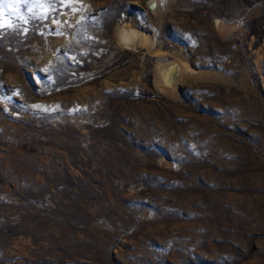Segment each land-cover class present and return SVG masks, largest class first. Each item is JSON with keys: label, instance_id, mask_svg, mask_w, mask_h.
Segmentation results:
<instances>
[{"label": "rangeland", "instance_id": "374dc122", "mask_svg": "<svg viewBox=\"0 0 264 264\" xmlns=\"http://www.w3.org/2000/svg\"><path fill=\"white\" fill-rule=\"evenodd\" d=\"M152 1L0 0V264H264V0Z\"/></svg>", "mask_w": 264, "mask_h": 264}, {"label": "bare ground", "instance_id": "6f19581e", "mask_svg": "<svg viewBox=\"0 0 264 264\" xmlns=\"http://www.w3.org/2000/svg\"><path fill=\"white\" fill-rule=\"evenodd\" d=\"M152 4L157 6V0H153ZM216 26L218 29H225V24L220 20H216ZM122 37L128 43V45L133 48L138 46L143 40L142 36L139 35V33L136 34L134 32L129 34L125 33L122 35ZM189 67L190 66H187L185 63L178 61H175L173 63H160L157 66L156 71V85L163 93H170L171 91L173 92V90L175 89V85L180 80L184 79L190 72H193Z\"/></svg>", "mask_w": 264, "mask_h": 264}]
</instances>
